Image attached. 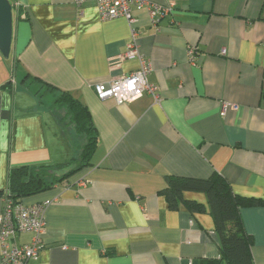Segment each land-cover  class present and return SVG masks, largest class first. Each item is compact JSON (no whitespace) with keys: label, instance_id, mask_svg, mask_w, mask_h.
I'll list each match as a JSON object with an SVG mask.
<instances>
[{"label":"crops","instance_id":"0c3cea01","mask_svg":"<svg viewBox=\"0 0 264 264\" xmlns=\"http://www.w3.org/2000/svg\"><path fill=\"white\" fill-rule=\"evenodd\" d=\"M10 1L9 58L0 51V220L12 167L68 162L85 140L44 83L78 98L98 132L90 166L22 199L47 203L44 247L27 264L222 262L206 194L184 192L207 206L192 214L170 209L161 191L167 175L219 173L234 193L264 199V0H150L173 11L153 18L135 9V23L102 20L93 0ZM133 26L160 99H100L96 84L139 68L138 57H125ZM240 211L254 264H264V204Z\"/></svg>","mask_w":264,"mask_h":264},{"label":"trees","instance_id":"16d2710c","mask_svg":"<svg viewBox=\"0 0 264 264\" xmlns=\"http://www.w3.org/2000/svg\"><path fill=\"white\" fill-rule=\"evenodd\" d=\"M32 79L36 84L43 83L35 76ZM43 86L45 93L54 97L53 108L65 110L64 120L73 125L77 133L84 135L85 141L80 146L79 156L68 162L12 167L8 174L7 192L3 195L14 203L22 202L25 196L42 192L90 166L98 144L97 128L89 109L71 93L50 84L44 83ZM66 168H69L66 173H56ZM166 184L161 192L172 210L179 209L182 204L192 214L205 212V204L185 198L184 192L198 191L207 196L208 208L219 238L222 262L206 261L205 264H254L251 253L253 239L244 229L240 210L243 206L263 205L264 199L234 193L228 181L219 173L205 179L167 175Z\"/></svg>","mask_w":264,"mask_h":264},{"label":"built area","instance_id":"2783aa9c","mask_svg":"<svg viewBox=\"0 0 264 264\" xmlns=\"http://www.w3.org/2000/svg\"><path fill=\"white\" fill-rule=\"evenodd\" d=\"M90 0H74L82 7ZM97 6L100 18L110 20L125 17L130 23H135L134 10L147 9L153 18L158 14L163 16L173 11L174 3L163 6L150 0H93ZM132 40L125 52L126 58L138 57L139 68L129 74L113 79L108 83H98L94 90L100 99L113 98L118 103L133 102L145 93H150L157 101L160 99L159 87L149 81L152 70L151 61L143 56L137 44L138 31L133 26ZM197 53L196 47L189 48V57L193 61ZM47 203L25 204L14 203L6 199L0 220V247L2 258L0 264H27L36 259L44 247L42 234L46 227L45 207ZM32 233L31 242L12 244L19 233Z\"/></svg>","mask_w":264,"mask_h":264},{"label":"water","instance_id":"95a60500","mask_svg":"<svg viewBox=\"0 0 264 264\" xmlns=\"http://www.w3.org/2000/svg\"><path fill=\"white\" fill-rule=\"evenodd\" d=\"M13 4L10 0H0V51L9 58L13 40ZM69 168L56 171L58 175L66 173Z\"/></svg>","mask_w":264,"mask_h":264},{"label":"rangeland","instance_id":"374dc122","mask_svg":"<svg viewBox=\"0 0 264 264\" xmlns=\"http://www.w3.org/2000/svg\"><path fill=\"white\" fill-rule=\"evenodd\" d=\"M83 140H84V138L83 137H81ZM85 141V140H84Z\"/></svg>","mask_w":264,"mask_h":264}]
</instances>
